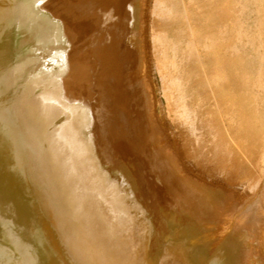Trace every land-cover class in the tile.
I'll return each instance as SVG.
<instances>
[{
    "label": "bare ground",
    "instance_id": "6f19581e",
    "mask_svg": "<svg viewBox=\"0 0 264 264\" xmlns=\"http://www.w3.org/2000/svg\"><path fill=\"white\" fill-rule=\"evenodd\" d=\"M149 2L0 0V264H264L237 3Z\"/></svg>",
    "mask_w": 264,
    "mask_h": 264
},
{
    "label": "rangeland",
    "instance_id": "374dc122",
    "mask_svg": "<svg viewBox=\"0 0 264 264\" xmlns=\"http://www.w3.org/2000/svg\"><path fill=\"white\" fill-rule=\"evenodd\" d=\"M234 6L231 16L236 17V27L235 24L230 23L226 30L228 34H234L231 32L233 27L236 28L237 34L235 43L233 46L237 48L239 52V58L241 63V82L246 85L251 84L253 87V94L263 101L264 110V0H231ZM149 5H152V0H150ZM236 8V9H234ZM236 10V11H234ZM233 14V15H232ZM236 14V15H235ZM147 38L150 37V32L148 28L145 30ZM149 50V79L151 78L152 83V95L155 99V112L158 117V122L163 129H166L170 140L174 143L177 139L173 135V130L171 125L166 119L167 111L165 110V100L163 92L161 91V76L154 66L152 60V54ZM167 122V123H166ZM166 126V127H165ZM170 130V131H169ZM182 134L184 133L183 131ZM183 138H180L182 140ZM134 153L133 150L128 151ZM127 152V153H128ZM189 168V165H187ZM210 180V179H209ZM208 181V180H207ZM211 181V180H210ZM209 182V181H208ZM241 189V188H240ZM260 197L264 201V182L260 187ZM241 191V190H240ZM252 194V192H249Z\"/></svg>",
    "mask_w": 264,
    "mask_h": 264
}]
</instances>
